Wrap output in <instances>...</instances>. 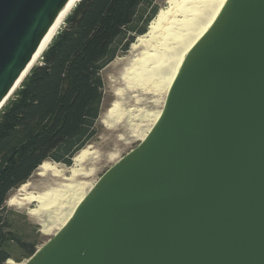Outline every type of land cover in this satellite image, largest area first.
I'll use <instances>...</instances> for the list:
<instances>
[{
  "label": "water",
  "instance_id": "95a60500",
  "mask_svg": "<svg viewBox=\"0 0 264 264\" xmlns=\"http://www.w3.org/2000/svg\"><path fill=\"white\" fill-rule=\"evenodd\" d=\"M67 2L0 0V109ZM23 264H264V0L216 4L149 133Z\"/></svg>",
  "mask_w": 264,
  "mask_h": 264
},
{
  "label": "trees",
  "instance_id": "16d2710c",
  "mask_svg": "<svg viewBox=\"0 0 264 264\" xmlns=\"http://www.w3.org/2000/svg\"><path fill=\"white\" fill-rule=\"evenodd\" d=\"M155 1L77 0L42 62L0 109V264L27 259L44 243L17 231L7 200L44 161L69 166L99 135L102 70L147 31Z\"/></svg>",
  "mask_w": 264,
  "mask_h": 264
},
{
  "label": "bare ground",
  "instance_id": "6f19581e",
  "mask_svg": "<svg viewBox=\"0 0 264 264\" xmlns=\"http://www.w3.org/2000/svg\"><path fill=\"white\" fill-rule=\"evenodd\" d=\"M76 1L68 0L61 10L60 18L54 19L53 27L44 36L28 69L13 90L18 89L29 70L41 61L44 52L61 29ZM219 1L165 0V6L150 21L147 31L139 35L131 44L132 56L122 61L121 80L124 86L115 90L116 99L102 117V122L107 128H114L127 119L137 129L139 124L136 120H141L138 119V113L142 109L137 105L143 100L140 93L159 99L165 98L176 59L190 39L199 34L200 28L208 25L210 16L214 13ZM128 94L130 101L133 100L134 104L129 103L130 101L127 104L124 103L123 99ZM161 111L158 109L147 112L145 118L148 121V127L146 131L139 134L140 140L149 133ZM99 161V151L93 144L82 148L73 157L72 164L69 166H60L46 160L38 167V174L42 177L52 176L44 188L32 189L31 183L27 181L19 187L17 193L8 198L7 203L27 206L29 213L33 215L46 213L48 219L42 222V230L45 233H51L56 227L57 232L73 215L82 192L90 190ZM31 204L34 206L29 207ZM9 263L23 264L12 259H9Z\"/></svg>",
  "mask_w": 264,
  "mask_h": 264
},
{
  "label": "rangeland",
  "instance_id": "374dc122",
  "mask_svg": "<svg viewBox=\"0 0 264 264\" xmlns=\"http://www.w3.org/2000/svg\"><path fill=\"white\" fill-rule=\"evenodd\" d=\"M165 4V0H156L154 5L158 6L160 10L165 6ZM64 26L65 24L62 25V27ZM131 56L132 53H130L129 47L127 51L120 53L118 56H116V58L112 60L109 64H107L102 70V77L104 80L103 112L100 118L102 128L100 130L99 135L96 136L90 143L95 146V148L99 151L100 154V161L97 165L96 173L93 177L94 182L99 179V177L104 171H106L110 166L116 163L121 157H123L126 153H128L131 149L136 147L141 142L139 134L146 131L148 127V121L145 118L147 112L163 109L164 102H162V100L165 101V98L159 99L146 93H140L141 98L143 100L137 106L139 108H142L141 111L138 113V119H141L142 121L136 120V122L139 124L137 129H135L130 123V121L127 119H124L123 122L117 124L114 128H107L103 124L102 117L104 116L107 108L111 106L113 100L116 99L115 90L124 86L121 80V72L123 68L122 61L127 58H130ZM41 62L42 59L39 63ZM123 101L125 104L130 101L129 94L125 95ZM129 103L134 104V101L131 100ZM49 161L55 164H59L60 166H67L63 163H58L51 160ZM50 179H52L51 175H48L46 178L42 177L38 174L37 169L36 172H34V174L29 179V182L31 183L32 189L41 190L44 188L47 181H49ZM18 189L19 188H16L11 193V195L17 193ZM7 206L13 209V213L11 214V216L14 226L17 231H19V233H23L25 236L27 235L28 237H33L37 234H40L43 237L44 242H46L56 233V227L53 228V231L51 233H45L42 230V222L48 219V215L46 213L33 215L29 213L27 206L9 205L8 203ZM30 206L33 207L34 204L29 205V207ZM25 260L26 259L20 262H25ZM14 261L18 262L16 260Z\"/></svg>",
  "mask_w": 264,
  "mask_h": 264
}]
</instances>
